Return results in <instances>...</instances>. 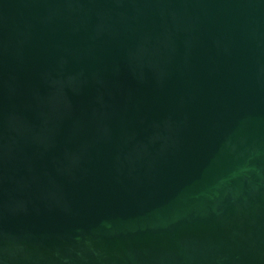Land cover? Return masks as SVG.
Masks as SVG:
<instances>
[{"label":"water","instance_id":"water-1","mask_svg":"<svg viewBox=\"0 0 264 264\" xmlns=\"http://www.w3.org/2000/svg\"><path fill=\"white\" fill-rule=\"evenodd\" d=\"M0 264H264V0H0Z\"/></svg>","mask_w":264,"mask_h":264}]
</instances>
